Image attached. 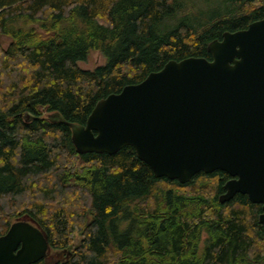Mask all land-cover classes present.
Returning a JSON list of instances; mask_svg holds the SVG:
<instances>
[{"label":"trees","instance_id":"obj_1","mask_svg":"<svg viewBox=\"0 0 264 264\" xmlns=\"http://www.w3.org/2000/svg\"><path fill=\"white\" fill-rule=\"evenodd\" d=\"M263 18L264 0H0V236L34 222L65 256L34 264H264L261 206L221 203L226 172L157 178L131 147L78 153L47 118L85 124L98 100ZM92 52L104 64L80 67Z\"/></svg>","mask_w":264,"mask_h":264},{"label":"water","instance_id":"obj_2","mask_svg":"<svg viewBox=\"0 0 264 264\" xmlns=\"http://www.w3.org/2000/svg\"><path fill=\"white\" fill-rule=\"evenodd\" d=\"M207 52L211 59L170 60L98 100L85 124L58 112L47 118L71 129L78 153L131 147L157 178L184 184L200 172H226L219 201L246 195L261 206L258 223L264 227V18L224 32ZM49 249L34 222L17 219L0 236V264L48 261Z\"/></svg>","mask_w":264,"mask_h":264},{"label":"rangeland","instance_id":"obj_3","mask_svg":"<svg viewBox=\"0 0 264 264\" xmlns=\"http://www.w3.org/2000/svg\"><path fill=\"white\" fill-rule=\"evenodd\" d=\"M203 5V4H202ZM206 5H204L205 7ZM202 7V6H201ZM9 38H4L2 40V46L6 47L8 42H9ZM105 59L104 57L99 53V52H92L90 57L88 58V60H86L85 62H80L79 65L80 67L84 68V69H94L96 66L102 65L104 64ZM77 240H79V237L77 236ZM50 250V249H49ZM64 254L60 253L59 251H56L52 253V251L50 250L49 256H48V263H52L55 261H60L64 258Z\"/></svg>","mask_w":264,"mask_h":264},{"label":"bare ground","instance_id":"obj_4","mask_svg":"<svg viewBox=\"0 0 264 264\" xmlns=\"http://www.w3.org/2000/svg\"><path fill=\"white\" fill-rule=\"evenodd\" d=\"M67 256V255H66ZM68 257V256H67Z\"/></svg>","mask_w":264,"mask_h":264}]
</instances>
